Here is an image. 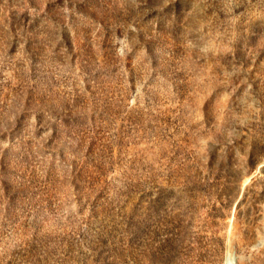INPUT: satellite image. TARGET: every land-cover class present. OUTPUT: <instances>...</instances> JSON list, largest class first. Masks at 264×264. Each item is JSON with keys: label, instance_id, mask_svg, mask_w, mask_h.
<instances>
[{"label": "rangeland", "instance_id": "374dc122", "mask_svg": "<svg viewBox=\"0 0 264 264\" xmlns=\"http://www.w3.org/2000/svg\"><path fill=\"white\" fill-rule=\"evenodd\" d=\"M0 264H264V0H0Z\"/></svg>", "mask_w": 264, "mask_h": 264}, {"label": "water", "instance_id": "95a60500", "mask_svg": "<svg viewBox=\"0 0 264 264\" xmlns=\"http://www.w3.org/2000/svg\"><path fill=\"white\" fill-rule=\"evenodd\" d=\"M234 261H236V256H235V254H234Z\"/></svg>", "mask_w": 264, "mask_h": 264}]
</instances>
